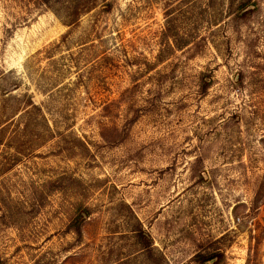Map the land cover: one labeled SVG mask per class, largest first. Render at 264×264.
<instances>
[{
    "label": "rangeland",
    "instance_id": "rangeland-1",
    "mask_svg": "<svg viewBox=\"0 0 264 264\" xmlns=\"http://www.w3.org/2000/svg\"><path fill=\"white\" fill-rule=\"evenodd\" d=\"M199 252L264 264V0H0V264Z\"/></svg>",
    "mask_w": 264,
    "mask_h": 264
},
{
    "label": "trees",
    "instance_id": "trees-1",
    "mask_svg": "<svg viewBox=\"0 0 264 264\" xmlns=\"http://www.w3.org/2000/svg\"><path fill=\"white\" fill-rule=\"evenodd\" d=\"M39 2H41V4H45V3L49 2V0H39ZM86 216H87L86 210L84 211V214H83V212H81V210H79L76 213L74 219H72L71 223L73 224L74 230L76 231L77 234H80V224L84 221ZM138 236L144 245H149L148 238L144 235V233L139 232ZM205 255L206 254H202L201 252L197 253L194 256V261L197 264H203L204 261H206V260L212 259L214 257H218L217 254H212V255H208V256L207 255L205 256ZM211 264H215V262H212Z\"/></svg>",
    "mask_w": 264,
    "mask_h": 264
}]
</instances>
